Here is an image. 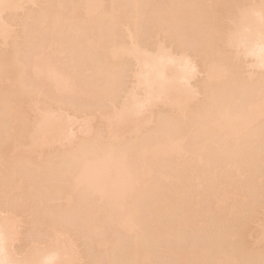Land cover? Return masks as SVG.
<instances>
[{
	"label": "bare ground",
	"instance_id": "6f19581e",
	"mask_svg": "<svg viewBox=\"0 0 264 264\" xmlns=\"http://www.w3.org/2000/svg\"><path fill=\"white\" fill-rule=\"evenodd\" d=\"M243 55L264 0H0V262L264 264Z\"/></svg>",
	"mask_w": 264,
	"mask_h": 264
},
{
	"label": "rangeland",
	"instance_id": "374dc122",
	"mask_svg": "<svg viewBox=\"0 0 264 264\" xmlns=\"http://www.w3.org/2000/svg\"><path fill=\"white\" fill-rule=\"evenodd\" d=\"M235 12H236V11H235ZM230 27H231V26H230ZM230 27L227 26L226 29H228V28L230 29ZM229 29H228V30H229ZM231 48H232V47H231ZM169 49H170V47L168 48V50H169ZM233 49H234V48H233ZM235 49H236V48H235ZM235 49H234V50H235ZM166 50H167V47H166ZM170 50H172V49H170ZM170 50H169V51H170ZM174 50H175V49H174ZM174 50H172V51H174ZM230 50H231V49H230ZM230 50H229V51H230ZM172 51H171V52H172ZM232 51H233V50H232ZM232 51H231V53L233 54ZM241 51H242V50H241ZM241 51H240V52H241ZM234 52H235V51H234ZM236 52H239V49H238V51L236 50ZM175 53H177V52H175ZM177 54H178V53H177ZM66 56H67V55H66ZM177 56H178V55H177ZM61 57H62V56L58 57L57 59L59 60V58H60V60H61V59H62ZM64 57H65V55H64ZM64 57H63V59H65ZM68 57H69V56H67V59L69 60ZM241 58H243V59L245 58L244 61H246V60H250V58L248 59V57H244V55H243V57L241 56ZM246 58H247V59H246ZM243 59H242V60L239 59V60H241L242 63H243ZM58 60H57V62H58V63H61V61H58ZM65 60H66V59H65ZM65 60H62V61H63L64 64H67L66 62H64ZM68 60H67V61H68ZM248 62H251V61H248ZM248 62L246 61V64L243 63V65H244V64L246 65V67L243 66V68H245L246 70H244V69H241V70H244V71H248V70H249V72H251L252 70H254V68L250 67L251 65H253V62H251V63H248ZM63 63H62V64H63ZM240 63H241V62H240ZM240 63H239V64H240ZM247 63H248L250 66H249ZM241 65H242V64H240V68H242ZM57 66L60 67L61 65H57ZM250 68H251V69H250ZM247 69H248V70H247ZM259 69L261 70V72H262V71L264 72L263 69H261V68H259ZM67 70H68V69H67ZM256 70H257V69H256ZM254 71H255V70H254ZM254 71H253V73H254ZM242 72H243V71H241V73H242ZM258 72H259V74L261 73L260 71H258ZM258 72H257V74H258ZM67 73H68V72H67ZM197 73H199V72H197ZM197 73L195 74V77H196V78H194L193 76H192V78H194V79H197V78H198L197 80H199V79H200L199 77H201L203 73L200 72V73H201V76H199V74H197ZM246 73H247V72H246ZM246 73H245V74H246ZM254 74H256V73H254ZM254 74H253V76H255ZM257 74H256V77H259V74H258V75H257ZM261 74H262V73H261ZM197 75H198V76H197ZM203 75H204V74H203ZM248 75H249V74H248ZM246 76H247V74L244 75V77H246ZM253 76H252V72H251V76L249 75V77L254 78ZM203 77H204V76H203ZM256 77H255V78H256ZM192 78H191L190 80H192ZM129 79H131V78H129ZM125 80H127V79H125ZM125 80H124V81H125ZM190 80H189V82H190ZM84 81H85V83H88L87 81H89V79H84ZM127 81H128V80H127ZM130 81H131V80H130ZM89 82H90V81H89ZM125 82H126V81H125ZM131 82H132V81H131ZM192 82H193V80H192ZM192 82H191V84H192ZM194 82H195V84H196V82H198V81H195V80H194ZM194 82H193V84H194ZM127 83H128V84H127ZM127 83H125V84H127V85H128V88H129V85H130V84H129V82H127ZM186 84H189V83L187 82ZM191 84H190V85H191ZM132 86H134V85H132V83H131V87H132ZM187 86H188V85H187ZM125 87H126V86H125ZM131 87H130V88H131ZM128 88H127V89H128ZM129 90H130V89H128V92H129V93H133V92H132V89H131V92H130ZM134 90L137 91L138 89L135 88V89H133V91H134ZM136 91H135L133 94L136 95V97H137V96L139 95V93L136 94ZM139 92H140V91H139ZM141 93H142V91H141ZM141 93H140V95H141ZM121 96H123V95H121ZM123 97H124V96H123ZM141 97H143V95H142ZM141 97H140V99H139V97H138V99L141 100ZM121 99H124V98H121ZM136 99H137V98H136ZM120 101H121V100H120ZM107 102H108V101H107ZM108 104L111 105L110 102H108ZM108 104H107V105H108ZM105 105H106V104H105ZM111 106H112V105H111ZM111 106H110V107H111ZM105 108H108V107H105ZM110 109H111V108H110ZM105 110H106V109H105ZM143 115H144V114H143ZM70 116H71V115H70ZM70 116H69V117H70ZM72 118H73V116L71 117V120L73 121V124L75 123V125H77V124H76L77 118H76V119H72ZM80 118H81V117H80ZM69 119H70V118H69ZM75 120H76V121H75ZM93 120H94V119H93ZM96 120H97V119L95 118L94 121H96ZM67 121H69V120L67 119ZM72 121H70V122H71L70 126H73ZM79 121H82V120H81V119H78L77 122L80 124L81 122H79ZM97 121H98V120H97ZM92 123H93V121H92ZM95 123H97V122H95ZM95 123H93V125H94ZM68 124H69V123H67V125H68ZM79 124H78V125H79ZM67 125H65V133H66V130H67V133H66V134H68V128H69V126H67ZM75 125H74V126H75ZM66 128H67V129H66ZM71 128H72V127H71ZM74 128H75V127H74ZM74 128H72V129L69 128V131H70V130H73ZM76 129H77V128H76ZM77 130H78V129H77ZM77 130H76V131H77ZM72 132H73V131H72ZM72 132H71V133H72ZM69 133H70V132H69ZM74 133H75V132H74ZM74 133H73V134H74ZM76 133H78V132H76ZM73 134H72V135H73ZM68 135H69V134H68ZM68 135H66V136H68ZM72 137H74V136H72ZM72 137H71V138H72ZM72 139H73V138H72ZM56 201H57V200H56ZM56 201H54V203H55ZM61 201H63V200H61ZM57 202H60V201H57ZM57 202H56V204H57ZM63 202H64V201H63ZM57 205H58V204H57ZM59 206H61V204H60ZM0 216H1V215H0ZM2 216H3V215H2ZM45 237H47V236H44V238H45ZM45 240H46V239H45ZM15 244H16V243H15ZM85 246L88 247V245H85ZM14 247H16V246H14ZM18 247H19V246L17 245V248H18ZM87 247H86V248H87ZM86 248H84V249H86ZM18 249H19L18 251L20 252V248H18ZM11 250H12L13 252H17V250H16V251L13 250V245H12ZM16 255H17V253H16ZM16 255H15V257H16ZM19 257H20V254L18 255V257H16V259H18Z\"/></svg>",
	"mask_w": 264,
	"mask_h": 264
},
{
	"label": "snow or ice",
	"instance_id": "6c2138e0",
	"mask_svg": "<svg viewBox=\"0 0 264 264\" xmlns=\"http://www.w3.org/2000/svg\"><path fill=\"white\" fill-rule=\"evenodd\" d=\"M0 264H2V262H0Z\"/></svg>",
	"mask_w": 264,
	"mask_h": 264
}]
</instances>
